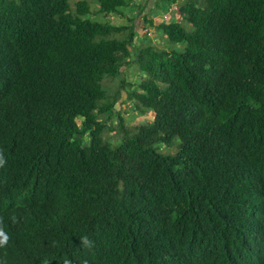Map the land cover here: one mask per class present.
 Returning <instances> with one entry per match:
<instances>
[{
	"label": "trees",
	"instance_id": "obj_1",
	"mask_svg": "<svg viewBox=\"0 0 264 264\" xmlns=\"http://www.w3.org/2000/svg\"><path fill=\"white\" fill-rule=\"evenodd\" d=\"M94 1L0 0V264H264V0Z\"/></svg>",
	"mask_w": 264,
	"mask_h": 264
},
{
	"label": "rangeland",
	"instance_id": "obj_2",
	"mask_svg": "<svg viewBox=\"0 0 264 264\" xmlns=\"http://www.w3.org/2000/svg\"><path fill=\"white\" fill-rule=\"evenodd\" d=\"M89 3L91 4V13L90 16L92 18H102V15L99 11H97V3L94 0H88ZM136 1H142V0H136ZM145 1V0H144ZM161 0H146V5L143 11H140L134 18L135 23H137V30L138 33L140 35V38L143 39L142 32H143V28H141L140 25L144 26V24H142L143 22L145 23V21H143V15L145 14V12L150 10V16L154 19L155 24L158 23L161 20H169L168 16V12L165 13H160L157 10H152L151 8L153 7L154 9H159L157 6V3H159ZM69 2L73 5L75 3V0H69ZM138 8L134 7L133 9L130 8H123V12L122 14H110L108 16L107 19H109L110 21L116 23V24H120V23H127L128 22V18L130 16H132L133 14H135L138 10ZM152 10V11H151ZM175 10V6H171L170 9L168 10L169 13H172ZM176 17L178 15H175ZM140 24V25H138ZM147 25V24H146ZM149 26V37L152 40V42H154L155 44H158L159 46L163 45V42L165 41L164 38L162 39L161 36H159L157 34V32L153 29V27L151 25H147ZM145 42V39L141 40ZM139 76L140 73L138 71V68L135 64H130L126 67L125 72H124V77L127 81H131L134 82L135 86L136 83L139 81ZM108 84H110V86H114V82L113 81H107ZM130 101L127 100V93L126 90L123 88L122 90V96L116 101V106L119 109L121 115L123 116V118H125L127 121L131 122L132 124H136L139 123L141 121H145L148 117L145 115H138L134 108L132 107V105L129 103ZM115 118V117H114ZM109 136V133H108ZM113 139H111L112 141Z\"/></svg>",
	"mask_w": 264,
	"mask_h": 264
},
{
	"label": "clouds",
	"instance_id": "obj_3",
	"mask_svg": "<svg viewBox=\"0 0 264 264\" xmlns=\"http://www.w3.org/2000/svg\"><path fill=\"white\" fill-rule=\"evenodd\" d=\"M6 163L3 153L0 152V167H3ZM8 242V236L6 233L3 232L2 229H0V246L6 245ZM82 244L86 247H91V241L88 240L87 237L82 238Z\"/></svg>",
	"mask_w": 264,
	"mask_h": 264
}]
</instances>
